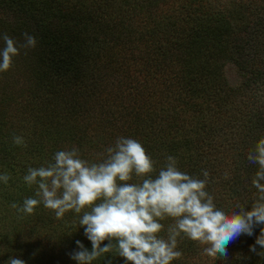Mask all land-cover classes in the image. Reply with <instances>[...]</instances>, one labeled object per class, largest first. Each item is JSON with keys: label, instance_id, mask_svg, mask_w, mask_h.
Instances as JSON below:
<instances>
[{"label": "rangeland", "instance_id": "1", "mask_svg": "<svg viewBox=\"0 0 264 264\" xmlns=\"http://www.w3.org/2000/svg\"><path fill=\"white\" fill-rule=\"evenodd\" d=\"M152 1L156 3L153 5ZM57 2L60 11L71 10V20H54L51 12L45 10L49 20L53 21L50 26H46L48 21L43 19L44 23L35 24L19 11L11 14L13 10H20V3L0 2V33H7L19 43H23L24 33L37 39L35 48L27 50V54L20 49L11 69L0 73V139L10 146V154L17 148L16 165L13 161L10 168L5 163L0 164V174L11 177L7 185L0 182V230H13L12 224H16L13 218L22 215H14L17 210L10 207L12 203L22 206L25 198L34 197L35 186L30 188L23 181L29 167L44 166L52 160L55 152L72 146L80 149L82 158L94 160L121 136L139 141L157 162V169L164 164L165 157L171 155L177 158L180 170L188 172L194 167L187 154H193L196 149V152L208 154L204 163L215 167L212 165L206 169L209 172L206 190L214 197V202H219L217 207L230 211L236 204H241L250 211L251 203L258 198L257 189L252 185L258 165H248L247 154L264 137V73L255 75L259 68L252 62L253 54L240 69L213 50H209V54L207 50L199 55L192 53L197 54V64L200 65L187 73L179 59L185 57V53L178 50L182 54L174 62L177 50L165 42L183 43V46L191 42L201 46L209 35L197 27L199 22L225 17L236 36L240 34L237 44L245 54L250 38L254 37L247 32L252 27L257 30L260 25L255 38L258 40L254 39V44L258 46V52L262 50L264 53V32H259L264 23V0ZM38 5L36 1L31 5L33 15L37 17L43 14ZM257 17L261 21H256ZM81 22L90 26V31L81 33L79 39L84 37L85 44L107 65L100 62L90 64V60L69 63L66 57H62L59 49L63 46L77 48L72 36L78 34L74 28ZM50 37L56 41L53 43ZM198 38L201 39L196 40ZM224 38L219 44L224 43ZM3 47L4 42L0 40V49ZM165 54L172 57L164 62L161 56ZM157 58L162 66L156 64ZM168 59L173 61L171 65H168ZM238 60L240 62V58L234 59L235 62ZM63 66H67L68 71H59ZM181 70L182 75L177 76ZM72 76L78 80L74 81ZM190 76L195 82L201 78L200 92L187 87L186 79ZM227 91L232 102L215 109L218 98ZM207 116L215 124H197V117ZM257 117L263 122H257ZM14 134L22 136L27 146L14 145ZM197 163L203 164L201 160ZM247 166L252 167L248 169ZM199 178L203 179V176ZM50 211L41 204L34 214L23 216L22 222L19 220L22 224L17 223V228L26 231H21V236L10 248L0 247V264H6L10 257L28 264L34 258V248L58 254L65 250L56 264H77L66 255L69 244L65 243L61 249L60 236H49L47 230H75L79 234L76 227L78 214L70 211L62 219H56ZM46 217L53 221L43 222ZM162 223L166 229L170 222ZM259 228L257 225L253 229L252 236L241 235L230 243L227 259L208 257L203 254L206 245H202L199 264H231V256L238 246L247 248ZM74 250L78 248L73 246L72 252ZM260 251V256L251 259L252 264H262L264 250ZM109 261L111 264H125L124 258L119 256H110L101 264H109ZM97 262L95 260L92 264ZM243 263L245 261L238 262Z\"/></svg>", "mask_w": 264, "mask_h": 264}, {"label": "clouds", "instance_id": "2", "mask_svg": "<svg viewBox=\"0 0 264 264\" xmlns=\"http://www.w3.org/2000/svg\"><path fill=\"white\" fill-rule=\"evenodd\" d=\"M0 40L4 42L0 73L11 69L20 49L27 54L37 45L28 33L23 43L7 33H0ZM12 140L14 145L27 146L22 136L14 134ZM247 160L258 165L252 178L258 198L250 211L241 204L230 211L218 208L206 190L207 170H202L203 179L189 175L171 155L157 169V162L139 141L123 136L94 160L82 158L80 149L72 146L55 152L44 166L29 167L23 181L30 188L35 186L34 197L25 198L22 206L12 203L10 207L22 214L20 218L34 214L41 204L56 219L70 211L78 214V227L84 229L91 250L77 240L78 250L69 254L77 264H92L109 253L124 258L125 264H172L182 256L178 243L184 239L206 245L203 254L208 257L227 259L230 243L241 235L252 236L257 225H264V137L248 152ZM10 178L0 174L5 185ZM164 221H171L166 231ZM256 245L264 249V227L250 246L260 256ZM6 264L25 261L10 257Z\"/></svg>", "mask_w": 264, "mask_h": 264}, {"label": "trees", "instance_id": "3", "mask_svg": "<svg viewBox=\"0 0 264 264\" xmlns=\"http://www.w3.org/2000/svg\"><path fill=\"white\" fill-rule=\"evenodd\" d=\"M34 1L38 2L39 5L37 7H40L43 9V14L38 16V17L36 15H33V13H32L31 5L32 4L34 5ZM0 2L8 3V4H10L11 2H14L16 4L20 3V5L22 4V7L20 8V10L19 9L13 10V12L11 14H15V12L19 11V12L25 14L28 17V20L30 19V21H32V22L34 21L33 23H35V24L44 23V22H42V19H43L44 21H46V20L48 21L47 23H45L46 26L53 25V21L49 20L48 16L45 14L46 13L45 10L47 12L48 11L51 12L52 18L54 20H57V21L63 20L64 21L67 18H69V20H71L70 19L71 10L66 9V10L60 11L57 0H0ZM152 2H153V5L156 3V1H152ZM255 19L257 21L259 18L257 17ZM225 20H226L225 17H223V18H218V19H213V20L204 19V22H199L197 27H199V29L202 30V33L205 34L206 36L209 35L207 40L206 39H204V41L202 40L204 44L201 46L200 45L195 46L191 42L188 43L187 45L185 44V46H183V43L169 42V40H166L165 43L169 44V46H173V48H175L177 50L175 52V56H174L177 58H174V62L177 61L178 57L182 54V53L180 54V52H178V50L184 52L185 57L183 55L182 57H179V59L182 60V65H183L184 71L189 73V72H192V70L194 71V69H196L198 67V65H200V64H197V60H198V58H196L197 54L198 55L200 53L203 54L204 50H207L208 51L207 54H209V50H213V52L218 53V55H220L222 57V59H224V58L228 59L229 61L234 63V65H237L238 68L243 69V66H245L246 62L248 61V56L253 54L252 62L254 64H256V66L259 68L258 70H256L255 75L260 76L261 73L263 74L264 73V53L262 50L260 52H258L256 49V48H258V46L254 44V39L258 36L257 30L260 29V25H258L257 30L254 29V27H252V29L249 30L250 32H247V34L249 36H254V37L250 38L248 52L245 54L244 49L239 44H237L239 39H240V36H239L240 34L238 36H236V32L233 31V28L230 27L229 23H227ZM259 21H261V20H258V22ZM77 24L79 26H76L74 29H75V32L78 34L75 33L76 36H72L73 41L76 40L77 48H75V47L69 48L67 45L63 46L61 50L59 49V51L62 53V57H66L69 60L68 61L69 63H72L75 60L79 61V63H82V62L87 63L90 60V64L100 62L103 66L107 65V64L102 62V59L100 58L99 54L96 51H91L88 44H85V38L84 37L79 39V36L81 33L84 34L86 31H90V26L85 25L82 22H81V24H79V23H77ZM240 28H241V26H240ZM63 30H65V28H62V31ZM261 30L262 31H259V32H264V23H262V29ZM57 32H60V31L58 30ZM49 34H50V32H49ZM60 34H61V32H60ZM46 37H47V35H46ZM222 37L227 38V40H225V38H224V43L219 44V41L221 40ZM50 39H51V37H50ZM200 39L201 38H198L196 40H200ZM51 40L53 43L56 41L53 39H51ZM193 40H195V39H193ZM255 40H258V39H255ZM247 45H248V43H247ZM251 45H253L254 48ZM192 48H196L195 51H192ZM250 48H252V49H250ZM228 49H230V51ZM192 53H197V54L195 56ZM233 54H235V55H233ZM161 57H162V60H164V62H165L167 58H170L172 56L169 55V57H168L165 54V56H161ZM235 58H240V62H239V60L235 62L234 61ZM218 59H220V58H218ZM222 59H220V60H222ZM172 63H173V61L168 59V65H171ZM156 64L162 66L160 58L156 59ZM202 64H204V63H202ZM207 66H208V64L206 63V67ZM59 71L65 72V71H68V68H67V66H63L60 68ZM182 71L183 70L179 71V73H177V76H179V74L182 75L181 74ZM72 78H74V76H72ZM197 79L199 80V82L198 81L195 82V80L192 76H190L188 80L186 79L187 83H189V85L187 87L199 91V89H200L199 83H201L202 80H201V78H197ZM76 80H78V77L74 78V81H76ZM213 84H215V83H213ZM225 90L226 89H224V92H225ZM228 93H229V91L220 95V97L218 98V100L216 102L217 106L215 104V106H216L215 109L221 108L222 106H225V105L230 104L232 102V97ZM215 109L212 110V112H211V113H213V115L216 112ZM248 111H250V110L248 109ZM197 118L199 119V122L197 123L199 125H202V124H206V125L209 124L210 125L211 124V126H212L213 124H215V122L212 121L211 117L207 116L206 118H202V117H197ZM0 119H1V117H0ZM136 119H138V117ZM255 119L258 122V120H259L258 117ZM259 121L263 122V119L259 120ZM0 124H1V120H0ZM45 141H46V139H44L42 142L44 143ZM196 150L193 151V154H190V155L187 154V158L190 162V165H192L194 168L189 169L188 172L186 171V173L189 175L194 174L197 177H202V170H206L207 168L209 169L213 164L204 163L207 161L205 156L206 155L208 156V154H206L204 152H196ZM15 151H17V148L10 154V146H8L5 142H2V140L0 139V164L5 163V164H7V167L10 168L12 166V161H13V165H16ZM198 160H201L203 162V164L197 163ZM248 165H250V163ZM251 167L252 166H247L248 169H251ZM234 195L236 196V193H234ZM214 203L216 205H219V202H214ZM50 212L54 214V212H52V211H50ZM16 213L17 212L15 211L14 215ZM13 219L16 223V224H12L13 230H0V247L3 249L10 248L11 245L15 242L14 240L15 239L18 240L19 237L21 236V231H26L24 229L17 228L18 227L17 223L22 224L21 218H17V219L13 218ZM19 220L21 222H19ZM42 220H43V222H46V223H50L53 221V219H50L47 217L43 218ZM169 222L171 223V221H169ZM24 224L27 226L26 229H28L29 225H27L26 222ZM76 227H77L78 231H80L79 234H76L75 230H71V232H70V230H47L49 232V234H48L49 236L52 234L56 235L57 238L60 236L59 239L63 243V245L61 246L62 247L61 249H63V247H65L64 246L65 243L69 244L68 245L69 248L66 251V255H68V256H70L69 254L72 253L73 246L77 247V245H76L77 240L81 241L84 244V246L87 249H89V251L91 250V242L86 237L83 238L80 236V235H84V229L82 227H78V226H76ZM261 227H264V225H260V228ZM165 231H166V229H165ZM255 231H256V237L259 236L260 230H255ZM57 233L60 235H58ZM163 234H165V233H162V235ZM256 237L251 239L252 242L247 246V248H241L240 246H238L239 248H237L236 252H234V255L231 256V264H238L239 261H243V262L245 261V263H243V264H252L251 259L255 258L254 256H257V254L250 251V246L255 244ZM107 243H108V241H105L102 244V246H104V244H107ZM201 247H202V245L199 244L198 242H195V241H191V240H187V239L180 241L178 243V250L182 252V256L180 258L174 260L172 262V264H199L198 260H199V254H201V251H202ZM37 249L34 248L32 250V253L34 254V258L28 264H36L40 261L44 262L47 260H50L51 264H56L55 261L59 258V256H63L64 252H65V250H60L59 254L54 253V252H49V251L40 252L39 249L37 252ZM256 250H257V252H260L261 247L259 245H256ZM262 250H264V249H262ZM2 254H5V253H2ZM112 254H114V253L106 254L107 257L98 258L96 260L98 262L95 264L103 263L110 256H112ZM253 262H254V260H253ZM2 264H4V262H2ZM262 264H264V260L262 261Z\"/></svg>", "mask_w": 264, "mask_h": 264}]
</instances>
